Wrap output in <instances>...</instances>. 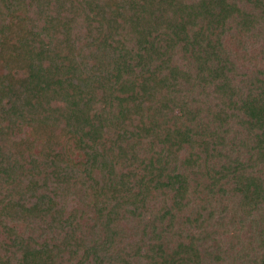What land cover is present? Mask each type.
<instances>
[{
    "label": "trees",
    "instance_id": "obj_1",
    "mask_svg": "<svg viewBox=\"0 0 264 264\" xmlns=\"http://www.w3.org/2000/svg\"><path fill=\"white\" fill-rule=\"evenodd\" d=\"M0 264H264V0H0Z\"/></svg>",
    "mask_w": 264,
    "mask_h": 264
}]
</instances>
